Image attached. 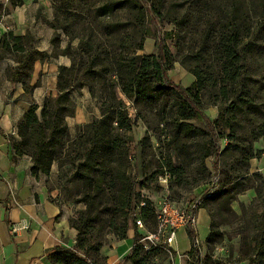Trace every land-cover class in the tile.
<instances>
[{"label": "trees", "instance_id": "trees-1", "mask_svg": "<svg viewBox=\"0 0 264 264\" xmlns=\"http://www.w3.org/2000/svg\"><path fill=\"white\" fill-rule=\"evenodd\" d=\"M9 2L16 4L14 0ZM250 3L258 13L254 25L248 14L237 15L244 6L241 0H227L218 7L227 12L226 18L216 15L218 24L206 21L208 25L200 31L197 49L181 56L193 76L187 87L166 77L174 58L164 46L158 47L156 54H118L111 66L96 69L93 68L95 57L88 52L89 62L78 76L75 66H58L56 96L46 97L39 111L36 104L29 105L17 124L18 138L11 144L15 156L30 157V171L34 176L48 174L52 163L64 157L70 170L68 181L80 183L78 202L83 208L70 220L76 231L74 244L55 247L47 255L50 264H106V256L99 252L100 238L105 234L122 240L130 228L135 230L133 244L119 264H169L172 257L171 248L161 240L148 249L140 242L146 232L155 231L156 217L153 205L134 190V180L129 173L126 131L131 130V122L126 110L107 104L100 118L83 125L75 138L71 139L68 134L65 117L73 109L70 92L86 85V77H102L103 71L114 77L121 91L135 104L154 106L162 120H169L173 149L186 158L173 166L168 154L157 157V170L145 179L154 177L156 181L165 169L172 176L171 190L174 183L198 185L208 175L204 160L212 156V167L218 174L215 191L218 196H205L199 206L207 211L210 219L204 241L208 251L221 233L214 229L212 209L203 201L206 198L215 201L222 193L232 190L237 193L254 190L255 196L247 207L251 211L248 224L253 233L246 258L248 264H264V178L249 168L250 160L262 154L254 142L264 136V102H260L253 91L255 85L264 83V71L257 72L256 77L250 75L253 54L264 50V44L253 40L264 31V0H250ZM205 5L207 10L216 12L212 2ZM1 7L2 4L0 10ZM166 8V0H104L91 10L97 20L118 13L130 16L135 13L143 21L149 14L159 19L169 18ZM19 39L8 33L2 47L16 57V66L9 69L8 79L19 82L27 93L35 85L26 81L33 63L43 60L47 54L23 48L17 44ZM141 46L140 43L138 48ZM206 105L217 108L214 118H205ZM191 120L205 121V125L197 126ZM221 140L226 141L223 148L219 145ZM193 161L195 170L190 173ZM143 184L141 181L140 185ZM141 201L143 206L139 205ZM137 217L141 218L143 229L135 227ZM188 236L192 242L197 237L191 229ZM192 250L188 256L192 255ZM209 257L207 252L206 264ZM199 261V258L193 259L192 264Z\"/></svg>", "mask_w": 264, "mask_h": 264}, {"label": "rangeland", "instance_id": "rangeland-1", "mask_svg": "<svg viewBox=\"0 0 264 264\" xmlns=\"http://www.w3.org/2000/svg\"><path fill=\"white\" fill-rule=\"evenodd\" d=\"M14 1L16 3L14 5H11L9 0L6 3L0 1V4H2L0 27L4 29V33L0 36V46H2L5 35L12 34L11 30L14 28V25L5 22L6 15L13 11L14 7L22 5L25 1L28 6L21 7L22 12L26 16L32 13L35 19L33 23L27 25L26 36L19 39V43H17L24 46V48L28 49L31 43H37L28 34L30 29L33 35L44 33V31L49 32L47 58L61 60L65 63L63 66L66 67L75 66L78 76L83 67L89 62L88 52L95 57L93 68L96 69L101 66H111L114 56L118 54L126 56L156 54L158 47L164 46L172 53L174 58L173 66L166 72V77L182 87L189 86L193 76L182 63L181 56L197 49L200 31L208 23L218 24L217 14H220V19L227 17V12H224V9L218 10V7L225 5L227 0H166L169 18L159 19L149 14L147 19L143 21L135 13L134 16L127 13H118L116 16L97 20L91 9L104 0ZM18 1L21 3L18 4ZM241 1L244 6L237 15L244 16L248 14L251 24L254 25L255 17L258 16L257 10L251 6L250 0ZM208 2H212L216 12L206 9L205 4H208ZM112 23H118V25H111ZM253 40L264 44V31L259 35H255ZM140 43L142 46L138 48ZM10 57L15 62L16 57L12 54H10ZM11 68H6V76H9L8 73ZM55 69L57 76L58 66ZM32 71L33 67L26 81L29 85L35 84L34 89L42 80H47L49 72L45 71L40 79L36 81V75L34 77ZM263 71L264 50L253 54L250 75L256 77L257 72ZM102 74V77H86V85L70 92L73 109L65 117L68 134L71 139L75 138L78 132L82 131L83 125L100 118L102 109L107 104L118 105L126 110L131 122V130L126 131V137L128 138L127 146L130 156L129 173L134 180V190L140 194L141 198L154 205L160 196V191L154 177L145 178L157 170V157L161 155L166 157V154H168L173 166L178 165L181 159L183 161L186 158L178 155L173 149L170 137L172 128L169 120L167 118L162 120L160 115H157L154 106L135 104L132 99L121 91L120 85L114 81V77L110 76L107 71H103ZM33 89L27 94L33 93ZM253 91L256 92L258 100L264 102V83L261 86L255 85ZM47 93L46 90L43 97H40V108H37V110L41 109L46 97L56 96V81L55 89L52 87V90ZM78 109L83 110L84 121L80 122L76 119V110ZM216 111V107L206 105L204 107L205 118L212 119ZM191 122L200 127L205 125V121L191 120ZM225 143L224 140L219 141L220 148H223ZM254 145L260 149V153H264V136L256 140ZM24 156L30 160L28 155ZM260 156L261 154L254 158L258 159ZM212 162V156L204 160L208 171L204 181L207 180L208 182L204 183L202 181L200 184L192 186L191 184H184V182L181 185L177 183L172 185L171 196L177 205L192 201L196 197L203 200L208 195L213 196L212 198L218 196L215 192L218 174L213 170ZM194 164L195 161L189 166L190 173L195 170ZM30 166L31 161H29V168ZM257 173L264 178V174ZM69 174V167L65 163L64 157H62L52 163L48 174L38 173L37 176H44L48 191H53V194H56L54 199L61 203L70 204L74 209V215L76 211L83 208V205L78 202L81 194L80 183L68 181ZM141 181H144L142 186L140 185ZM254 196L253 189L241 193L232 190L222 193L215 201H209L207 198L203 201L212 209L215 223L213 227L221 233V236L218 237L209 251L205 242L199 244L197 248L192 247L198 255L192 250V255L188 257V264H192L193 259L196 258H199L200 264H206L204 257L207 252L210 254L208 264H248L246 256L249 249L247 245L253 229L248 224L251 211L247 207ZM135 214L137 215L138 212H135ZM244 214L247 216L246 218L243 217ZM198 232V238L203 240L207 232L205 223L198 227ZM100 239L99 252L104 256L108 252L110 244L117 240L105 234ZM171 258H169V264H172Z\"/></svg>", "mask_w": 264, "mask_h": 264}, {"label": "crops", "instance_id": "crops-1", "mask_svg": "<svg viewBox=\"0 0 264 264\" xmlns=\"http://www.w3.org/2000/svg\"><path fill=\"white\" fill-rule=\"evenodd\" d=\"M27 6L24 1L22 5L14 7L5 19V22L14 25L11 35L20 39L26 36L27 25L35 19L32 13L26 16L22 12L21 7ZM3 33V27H0V36ZM28 34L37 41L31 43L30 48L47 52L49 32L33 35L30 29ZM10 54V51H5L0 46V264H50L47 255L55 247H71L74 244L76 231L70 222L74 209L70 204L54 199L56 194L48 191L44 176H34L30 172L29 158L24 155L15 156L11 144L18 138L16 128L24 112L33 103L40 108V97H43L46 90L49 93L52 87L55 89V67L65 63L47 57L36 60L32 71V75H36V81L45 71L49 75L47 80L37 84L33 93L27 94L19 82H10L5 75L6 68L16 66ZM215 115L216 113L212 118ZM76 119L80 122L85 120L83 110H76ZM250 171L264 174V153L258 159L250 161ZM195 216L196 235L199 233L198 227L204 223L207 226L204 239L196 237L197 242L202 244L209 233L210 219L204 208H198ZM18 223L26 224L27 228L12 232V226ZM134 233L135 230L130 228L124 239L110 244L105 254L106 264L123 262L132 247ZM192 247L188 229H178L175 240L170 245L173 252L172 264H188L187 254Z\"/></svg>", "mask_w": 264, "mask_h": 264}, {"label": "built area", "instance_id": "built-area-1", "mask_svg": "<svg viewBox=\"0 0 264 264\" xmlns=\"http://www.w3.org/2000/svg\"><path fill=\"white\" fill-rule=\"evenodd\" d=\"M172 176L165 169L157 176L156 183L160 191V196L153 205L156 217V229L154 232H146L141 238L140 242L145 249L162 241L166 247L174 242L176 232L180 228H187L188 230H196L197 220L195 216L196 210L201 204V198L196 197L192 201L186 202L182 205H177L171 197L170 182ZM140 206L144 202L139 203ZM135 227L143 229V222L141 218L135 219ZM26 224H15L12 226V232H17L21 229H26ZM199 243L196 238L193 241V247L197 248ZM170 253V251H168ZM172 255V254H170ZM200 264V262L196 263Z\"/></svg>", "mask_w": 264, "mask_h": 264}]
</instances>
